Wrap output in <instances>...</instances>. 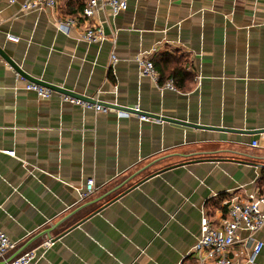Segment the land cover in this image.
<instances>
[{
	"label": "crops",
	"instance_id": "0c3cea01",
	"mask_svg": "<svg viewBox=\"0 0 264 264\" xmlns=\"http://www.w3.org/2000/svg\"><path fill=\"white\" fill-rule=\"evenodd\" d=\"M21 1L0 0V48L23 74L0 54V230L16 241L0 264L30 248L29 264H177L203 211L219 224L233 194L264 191V0H128L86 18L85 0ZM97 23L105 39H80ZM32 78L58 89L39 97L24 88ZM89 177L95 189L79 198L67 183ZM232 251L264 264V245L252 263L249 243Z\"/></svg>",
	"mask_w": 264,
	"mask_h": 264
},
{
	"label": "built area",
	"instance_id": "2783aa9c",
	"mask_svg": "<svg viewBox=\"0 0 264 264\" xmlns=\"http://www.w3.org/2000/svg\"><path fill=\"white\" fill-rule=\"evenodd\" d=\"M10 2L13 0H9ZM60 0H22L20 3L21 10L29 9H47L56 7ZM107 4L111 14H117L128 6V0H85L81 8L80 16L83 18L90 17L100 5ZM76 17L67 16L57 21V28L68 31L71 26L76 23ZM106 33L101 24L87 25L79 33L80 39L88 42H100L106 38ZM5 38L12 41L19 39L18 35L6 32ZM140 71L143 74H149L153 79L158 80V72L155 68L152 58L142 53L136 56ZM118 60L117 54L113 50L110 52V61L112 64ZM16 76L19 73L15 71ZM164 86L173 87L171 81H166ZM25 89H33L39 97H47L51 93V88L39 84L34 81H27L24 85ZM61 98L73 103H78L83 107H91L95 111L114 110L119 113L120 109L112 108L98 101L90 102L69 94L61 93ZM134 111L140 112L139 106L132 108ZM141 119H148L146 113H139ZM257 140H252V145H257ZM6 153L13 155V149L4 150ZM25 164V163H24ZM74 188L79 198L86 197L95 189L92 177L82 181L68 182ZM227 215L219 224L215 223L209 215L203 211L200 232L189 251H187L177 264H240L241 259L238 251L233 252L232 247L237 243L250 244L251 253L247 261L252 263L255 256L261 251L264 241L256 236V232L264 226V191L250 192L246 198L239 194H233L227 200ZM242 231H247L246 235ZM52 238L48 237L43 242L44 245H50ZM16 241L11 239L4 231L0 230V258H5L7 252L13 249ZM35 255L34 249H26L9 260L5 264H29Z\"/></svg>",
	"mask_w": 264,
	"mask_h": 264
},
{
	"label": "water",
	"instance_id": "95a60500",
	"mask_svg": "<svg viewBox=\"0 0 264 264\" xmlns=\"http://www.w3.org/2000/svg\"><path fill=\"white\" fill-rule=\"evenodd\" d=\"M0 54L7 59V61L11 64V66L14 68L15 71H17L20 75L22 74V71L21 69H19V67L11 60L9 59V57L4 53V51L0 48ZM23 75V74H22ZM31 81H34V82H37L39 84H42L44 86H47L51 89L55 88V89H58L57 87L51 85V84H47V83H44L43 81H39L38 79H34L32 78ZM61 93H65V94H69L71 96H74V97H78V98H81L83 100H87V101H90V102H94L95 100L92 99V97H86V96H83V95H77L75 93H72L70 91H67V90H63V89H59ZM101 104H103L102 102H99ZM105 105H109V106H112L110 104H106L104 103Z\"/></svg>",
	"mask_w": 264,
	"mask_h": 264
}]
</instances>
